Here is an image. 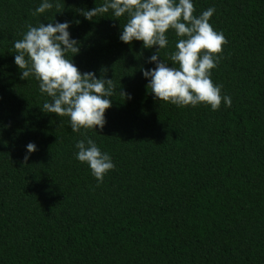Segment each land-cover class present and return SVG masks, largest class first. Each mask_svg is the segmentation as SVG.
Masks as SVG:
<instances>
[{
  "label": "trees",
  "instance_id": "obj_1",
  "mask_svg": "<svg viewBox=\"0 0 264 264\" xmlns=\"http://www.w3.org/2000/svg\"><path fill=\"white\" fill-rule=\"evenodd\" d=\"M42 2L0 0V264H264V0H192L194 15L216 9L210 24L228 41L210 78L232 106L216 111L149 93L141 68L156 67V48L120 40L127 14L89 21L78 9L103 0H59L63 13L32 16ZM55 19L80 42L75 66L114 78L103 131L73 132L42 111L51 98L35 76L20 78L14 41ZM166 36L172 66L180 37ZM83 133L115 164L99 186L76 159Z\"/></svg>",
  "mask_w": 264,
  "mask_h": 264
},
{
  "label": "clouds",
  "instance_id": "obj_2",
  "mask_svg": "<svg viewBox=\"0 0 264 264\" xmlns=\"http://www.w3.org/2000/svg\"><path fill=\"white\" fill-rule=\"evenodd\" d=\"M55 7L58 13L63 5L59 0L43 2L31 13L32 16L51 11ZM216 9L210 7L198 16L194 15L192 0H103L93 9H78L80 15L89 21L104 17L109 13L114 20L127 14V22L122 25L120 40L126 44L142 41L143 48L156 51L148 58V63L155 64L151 70L141 68L143 76L149 80L146 85L150 94L159 102H170L186 107L198 104L210 105L213 111L219 110L223 99L227 107L232 106V98L222 97L223 85H214L210 78L211 71L223 59L224 45L228 43L223 32H217L210 24ZM76 24L80 21L76 20ZM71 22L39 23L33 26L27 23L23 38L14 41L15 64L20 69L22 80L35 76L42 94H47L41 108L46 114L69 117L73 132L81 129L101 131L107 121L105 113L112 107L116 92L114 78H107L108 69H100V77L95 72L82 73L73 63V58L80 53L78 40L71 38ZM172 29L180 37L175 51L169 53L172 66L161 60V50L168 47L166 33ZM68 54L72 59H68ZM142 55V53H141ZM178 65V66H177ZM121 96L132 97L121 90ZM79 140L76 159L86 162L92 175L103 183L105 175L115 169V164L107 152H102L96 143L88 138ZM27 154L23 164L27 165L30 154L37 151L34 143L27 144Z\"/></svg>",
  "mask_w": 264,
  "mask_h": 264
}]
</instances>
